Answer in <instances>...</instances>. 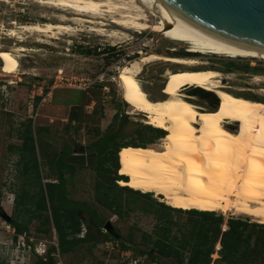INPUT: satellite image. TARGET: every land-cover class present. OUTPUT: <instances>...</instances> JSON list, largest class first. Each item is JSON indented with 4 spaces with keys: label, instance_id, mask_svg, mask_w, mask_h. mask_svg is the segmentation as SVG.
Instances as JSON below:
<instances>
[{
    "label": "rangeland",
    "instance_id": "374dc122",
    "mask_svg": "<svg viewBox=\"0 0 264 264\" xmlns=\"http://www.w3.org/2000/svg\"><path fill=\"white\" fill-rule=\"evenodd\" d=\"M146 13L150 24L160 23V18ZM58 14L68 17L73 15L40 5L33 0H0V208L11 218L16 215L13 202L15 194L20 193L21 184L25 180L33 182L32 171L24 175L23 163L19 161L22 145L20 134L28 120H31L32 130L38 125L46 126L41 133L44 155L41 154L40 145H35L43 183L50 180L45 179L52 170L46 162L49 157L61 151L65 143L70 151H74L72 146L78 152L89 150V145L111 127L116 113L125 114L129 121L125 126L124 139L134 138V135H127L134 128L133 123H147H144L143 113L129 111L130 107L124 99L123 84L116 79V75L121 66L142 54L195 57L203 61V64L192 69L218 70L222 74L220 81L224 85L223 89L235 95L256 99L264 107V60L202 53L195 56L183 55L188 48L184 42L170 40L149 29L135 32L107 23L101 26L87 22H69L74 26V31L56 33L52 37L19 31L21 24L57 22ZM82 18L90 19L87 15ZM89 26L103 29L105 34L88 31ZM11 28L18 32V36L8 33ZM113 30L123 31L124 34L106 36ZM17 46H24L26 50L13 51ZM8 50L12 51L19 62L18 71L10 75L6 74L5 68V54ZM178 65L161 60L144 64L138 75L143 89L153 98L165 97L170 84L166 71L175 72L180 69ZM247 66L256 67L259 72L246 71ZM255 77H259L260 81L254 80ZM186 94L195 97L194 102L208 110H224L213 92L192 89L186 91ZM69 114L75 116L74 121L68 120ZM159 142L157 139L152 144L160 145ZM80 147L82 150L79 151ZM82 157L84 163L75 164L72 173L66 174L67 177L70 176V181L66 183L67 196L95 208L104 222L109 220L122 238L131 234L132 240L138 245L143 244L147 238L146 246L152 247L159 224L164 223L170 227V237L181 234L182 229L189 226L188 213L172 209L162 212L155 206L148 205L145 202L147 197L136 194L133 199L131 196L128 198L115 194L114 204L122 216L113 214L111 208L97 203V198L102 195V191H97V185L103 178L94 169V163L85 161V152ZM53 178L55 176L51 175V179ZM118 183L119 181L116 182L118 186H122ZM32 189L35 191L37 186L33 185ZM150 194L154 201L166 204L152 192ZM111 197L114 198L113 194ZM213 213L223 217L222 228L224 225L226 228V221L231 217L260 223L242 214ZM19 220L24 223L26 217ZM41 223L42 220L36 219L28 224L26 241L22 236L14 237L12 226L0 214V264H35L37 257L44 256L50 245L56 246V233L52 225L48 234L37 233L35 230L37 226H42ZM84 228L83 224L80 236L83 235ZM103 231L105 232L104 229ZM218 246L219 243H216L215 252L211 255L213 259L219 257L216 253ZM118 248L119 243L107 239L98 242L91 251L83 246L73 253H55L54 264H121L124 259L121 251L124 250ZM138 263L150 264L145 256H139Z\"/></svg>",
    "mask_w": 264,
    "mask_h": 264
},
{
    "label": "bare ground",
    "instance_id": "6f19581e",
    "mask_svg": "<svg viewBox=\"0 0 264 264\" xmlns=\"http://www.w3.org/2000/svg\"><path fill=\"white\" fill-rule=\"evenodd\" d=\"M33 2L73 15L58 14L57 22L21 24L18 27L20 32L52 37L56 33L74 31L69 22L101 26L107 23L123 30L158 32L170 40L184 42L190 53L264 60V50L245 48L211 37L166 10L156 0ZM146 12L160 18V23L150 24ZM85 15L90 19L82 18ZM87 30L105 34L103 29L95 26H89ZM8 33L18 34L13 28ZM119 34L124 32L113 30L106 36ZM24 50V46L13 48V51ZM5 57L6 74L16 73L19 69L17 57L11 50ZM157 60L180 65L175 72L166 71L170 84L167 95L160 99L151 97L138 79L142 66ZM200 64L203 61L195 57L149 53L119 68L116 79L123 84L129 111L143 113L144 123L167 131L159 138L160 145L121 149L123 167L119 173L126 179L119 180V184L141 192H152L174 208L230 212L264 223V107L255 100L223 89L222 74L218 70L192 69ZM254 80L260 81V78ZM192 89L213 92L224 110L199 106L194 102L195 97L186 94ZM233 126L238 128L231 129Z\"/></svg>",
    "mask_w": 264,
    "mask_h": 264
},
{
    "label": "trees",
    "instance_id": "16d2710c",
    "mask_svg": "<svg viewBox=\"0 0 264 264\" xmlns=\"http://www.w3.org/2000/svg\"><path fill=\"white\" fill-rule=\"evenodd\" d=\"M183 55L189 54L183 53ZM229 66L233 68L232 65L229 64ZM245 69L252 73L259 72L256 67L247 66ZM113 118L111 127L89 145V150L70 151L65 143L61 151L49 157L46 162L52 170L45 177L50 180L45 183L40 176L35 145H40L41 154L44 155L42 149L44 141L41 133L46 126L38 125L32 130L31 120H28L20 134L22 145L19 161L23 163L24 175L32 171L33 182L25 180L21 184L20 193L15 194L13 202L16 215L7 223L14 229V237L23 236L28 241V224L40 219L42 226L35 228L37 233L48 234L52 225L57 240L56 246L50 245L44 256L37 257L35 264H54L55 253H73L83 246L91 251L98 242L107 239L119 243V250H130L133 257L145 256L150 264L152 262L156 264H264V224L231 217L227 219L226 228L223 230L221 227L223 217L214 214L213 211L174 208L154 201L150 198V192L118 186L116 182L126 179L118 174L123 167L121 149L128 146L145 147L165 135L166 131L136 122L133 123L134 128L127 133V135H134V138L125 140V126L129 123L127 116L116 113ZM68 120L74 121L75 116L69 114ZM84 152L87 155L85 161L89 164L94 163V169L99 171L103 178L97 185V191H102V195L97 198L98 204L106 205L113 210V214L122 216L114 204V195H125L128 198L131 196L133 199L136 194L147 197L145 202L162 212L172 209L188 213L187 225L189 226H185L181 234L170 237V227L164 223L159 224L157 237L152 247L146 246L147 238L144 239L143 244L138 245L132 240L131 234L122 238L116 230V235L104 232L102 229L104 219L95 208L67 196L66 183L70 181V176L67 177L66 174L72 173L75 164L84 163L82 157ZM51 175L55 178L51 179ZM33 185L37 186L35 191L32 189ZM24 217L26 222L23 223L19 219ZM83 224L84 233L80 236ZM216 243L220 245L216 250L219 257L213 259L211 255L215 252Z\"/></svg>",
    "mask_w": 264,
    "mask_h": 264
},
{
    "label": "water",
    "instance_id": "95a60500",
    "mask_svg": "<svg viewBox=\"0 0 264 264\" xmlns=\"http://www.w3.org/2000/svg\"><path fill=\"white\" fill-rule=\"evenodd\" d=\"M156 1L211 37L245 48L264 50V0ZM187 53L193 56L197 54ZM1 210L2 218L10 221L11 217ZM103 229L108 233L113 231L109 220L104 222Z\"/></svg>",
    "mask_w": 264,
    "mask_h": 264
},
{
    "label": "built area",
    "instance_id": "2783aa9c",
    "mask_svg": "<svg viewBox=\"0 0 264 264\" xmlns=\"http://www.w3.org/2000/svg\"><path fill=\"white\" fill-rule=\"evenodd\" d=\"M223 230L225 229V225L224 227L222 228ZM13 232H14V229H13ZM21 237V236H19ZM23 237V236H22ZM220 246L217 247V249L219 248ZM127 253V254H123V253ZM121 255L122 257H124V259L122 260L121 264H139L138 263V258L139 256L137 257H133L131 256V251L130 250H124V251H121ZM151 264H156L155 262H152Z\"/></svg>",
    "mask_w": 264,
    "mask_h": 264
},
{
    "label": "flooded vegetation",
    "instance_id": "af4514ba",
    "mask_svg": "<svg viewBox=\"0 0 264 264\" xmlns=\"http://www.w3.org/2000/svg\"><path fill=\"white\" fill-rule=\"evenodd\" d=\"M165 83H166V82H165ZM164 87H165V84H164V86L162 87V93H163V89H164ZM195 100H196V99H195ZM195 100H194V101H195ZM72 148L74 149V151L77 150L75 146H74V147L72 146ZM78 150H79V151L82 150V147H80ZM75 152H77V151H75ZM110 234H114V235H116L114 227H113V231H112Z\"/></svg>",
    "mask_w": 264,
    "mask_h": 264
}]
</instances>
